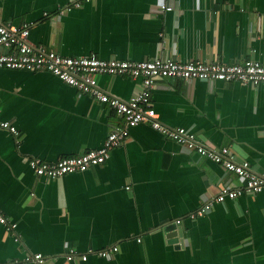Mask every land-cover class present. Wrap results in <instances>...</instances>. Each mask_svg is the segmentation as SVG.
<instances>
[{
	"label": "crops",
	"instance_id": "1",
	"mask_svg": "<svg viewBox=\"0 0 264 264\" xmlns=\"http://www.w3.org/2000/svg\"><path fill=\"white\" fill-rule=\"evenodd\" d=\"M71 2L0 0V22H31V41L68 56L264 62V0H173L168 12L159 0H92L62 12ZM97 84L127 100L141 79L102 74ZM151 98L162 123L230 147L264 177V83L165 77ZM0 117L18 129H0V210L19 237L0 223V264L35 252L45 264H264V191L217 202L244 179L150 121L132 127L105 163L49 178L29 158L101 147L121 115L49 71L1 68ZM115 245L108 256L80 257ZM71 247L80 255L67 259Z\"/></svg>",
	"mask_w": 264,
	"mask_h": 264
},
{
	"label": "built area",
	"instance_id": "2",
	"mask_svg": "<svg viewBox=\"0 0 264 264\" xmlns=\"http://www.w3.org/2000/svg\"><path fill=\"white\" fill-rule=\"evenodd\" d=\"M90 1L92 0H72L61 11L81 7L83 3ZM158 8L162 12L174 10L173 0H159ZM31 27L32 23L27 21L19 24L0 22V69L49 71L80 91L90 93L100 101L107 103L123 118V122L110 131L101 147L88 149L76 155L63 156L54 161L37 156L29 158V165L36 175L58 178L67 173L86 171L94 165L103 164L109 158L111 150L123 143L129 136L132 127L144 121H150L151 126L165 136L195 150L244 179L242 187L221 189L215 198L217 202L227 198L234 199L244 193L264 191V177L254 172L248 159L239 158L228 146L213 147L200 142L196 133L186 127L165 125L159 120L151 98L157 80L165 77L185 80L202 79L209 82L240 81L258 85L264 83V62L250 58L238 63H224L202 59L179 61L171 57L160 56L143 60L102 59L95 54L68 56L43 43L31 41ZM102 74L129 75L139 78L141 87L131 98L120 99L99 89L97 79ZM0 129L14 134L18 132L15 124L1 117ZM212 204L213 202L207 203L191 213V218L203 215L208 208L212 207ZM0 223L7 232L13 233L16 240L19 239L16 233L17 223L11 221L1 210ZM137 239L141 241V238ZM118 249L117 245L99 251L89 249L80 255L75 248L71 247L67 253V259L80 255L81 259L86 260L89 253L105 257ZM12 262L14 264H45V256L41 252L27 253L23 258H15Z\"/></svg>",
	"mask_w": 264,
	"mask_h": 264
},
{
	"label": "water",
	"instance_id": "3",
	"mask_svg": "<svg viewBox=\"0 0 264 264\" xmlns=\"http://www.w3.org/2000/svg\"><path fill=\"white\" fill-rule=\"evenodd\" d=\"M175 228H176V225L174 224L172 226L166 227L167 230H174Z\"/></svg>",
	"mask_w": 264,
	"mask_h": 264
}]
</instances>
